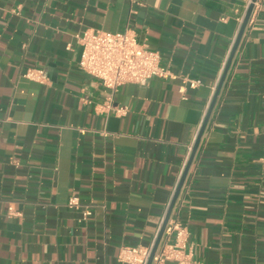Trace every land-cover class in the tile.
Instances as JSON below:
<instances>
[{"label": "crops", "instance_id": "crops-1", "mask_svg": "<svg viewBox=\"0 0 264 264\" xmlns=\"http://www.w3.org/2000/svg\"><path fill=\"white\" fill-rule=\"evenodd\" d=\"M245 8L244 0H0V264H120V248L154 245ZM84 31H132L169 76L122 86L114 104L126 115L102 112L108 91L79 69L75 36ZM27 69L44 71V82L24 79ZM71 196L78 208H68ZM169 221L185 228L184 253L197 263L264 264V0Z\"/></svg>", "mask_w": 264, "mask_h": 264}, {"label": "built area", "instance_id": "built-area-1", "mask_svg": "<svg viewBox=\"0 0 264 264\" xmlns=\"http://www.w3.org/2000/svg\"><path fill=\"white\" fill-rule=\"evenodd\" d=\"M246 8L251 0H244ZM257 7L254 4L252 15ZM251 15V16H252ZM244 16V15H243ZM240 19V25L243 20ZM251 19V17H250ZM249 19V20H250ZM77 44L81 47L79 69L98 81L108 91V96L101 106L106 114L122 117L127 109L114 104V96L119 89L127 84L145 85L154 78L166 79L169 72L161 64L158 52L140 43L132 31L110 33L103 31H84L75 36ZM22 77L30 81L43 83L44 71L27 69ZM190 88H196L199 82L188 80ZM68 208L79 207V200L71 196L67 203ZM89 211L83 212V218L90 216ZM9 217L20 216L11 207L7 209ZM174 235V243L168 244L169 238ZM187 232L177 221H169L164 229L163 242L160 241L158 249L151 264H200L192 256L184 253ZM153 244L149 247H122L117 255L120 264H147L151 256Z\"/></svg>", "mask_w": 264, "mask_h": 264}, {"label": "water", "instance_id": "water-1", "mask_svg": "<svg viewBox=\"0 0 264 264\" xmlns=\"http://www.w3.org/2000/svg\"><path fill=\"white\" fill-rule=\"evenodd\" d=\"M256 2H257V0H251L250 4L248 5V7H247V9H246V11H245V14H244V16H243L242 23H241V25H240V29H239L238 35H237L236 40H235V42H234V45H233V47H232V50H231V53H230V55H229L228 61H227L226 65H225V67H224V71H223V73H222V75H221V78H220V81H219V83H218V85H217V89H216V91H215V93H214V96H213V99H212V101H211V103H210V105H209V108H208V111H207L206 116H205V118H204V121H203V123H202V126L200 127V130H199V132H198L197 138H196L195 143H194V145H193V148H192V151H191L190 157H189V159H188L187 165H186V167H185V169H184L183 175H182V177H181V179H180V181H179V183H178V185H177V188H176V190H175V192H174V195H173V197H172V199H171V201H170V204H169V207H168V209H167V212H166L165 218H164L163 223H162V225H161V228H160V231H159L158 236H157V238H156V241L154 242V245H153V248H152V252H151V256H150V258H149L147 264H151V263H152V259H153L154 255H155V253H156V251H157V249H158V246H159V244H160V241H161L162 236H163V233H164V229H165V227H166V225H167V222H168V220H169V218H170V215H171L172 209H173L174 204H175V202H176V200H177V198H178V195H179V193H180V190H181V188H182V185H183V183H184V180H185V178H186V175H187V173H188V170H189L190 165H191V163H192V160H193V158H194V155H195V153H196V151H197V148H198V145H199L200 139H201V137H202V135H203V133H204V130H205L206 124H207L208 119H209V117H210V114H211V112H212V110H213L214 104H215V102H216V98H217V96H218V94H219V92H220V89H221V87H222V84H223V82H224V79H225V77H226V74H227L228 69H229V67H230L231 61H232L233 56H234V54H235V52H236V50H237L238 44H239V42H240V40H241V37H242V35H243V33H244L246 27H247V24H248V22H249V19H250L251 15H252V12H253V9H254V4H255Z\"/></svg>", "mask_w": 264, "mask_h": 264}]
</instances>
